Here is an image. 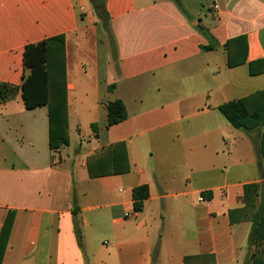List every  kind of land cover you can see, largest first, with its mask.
I'll use <instances>...</instances> for the list:
<instances>
[{
    "label": "crops",
    "instance_id": "obj_1",
    "mask_svg": "<svg viewBox=\"0 0 264 264\" xmlns=\"http://www.w3.org/2000/svg\"><path fill=\"white\" fill-rule=\"evenodd\" d=\"M94 2L0 0V82L21 87L26 47L65 37L70 138L52 151L48 107L27 110L21 90L0 105V231L16 212L2 264H247L264 127L237 130L219 107L264 90L250 74L264 61V0H104L116 55ZM240 37L245 63L230 68ZM116 100L128 118L107 129ZM118 143L130 172L91 178L89 159Z\"/></svg>",
    "mask_w": 264,
    "mask_h": 264
},
{
    "label": "trees",
    "instance_id": "obj_2",
    "mask_svg": "<svg viewBox=\"0 0 264 264\" xmlns=\"http://www.w3.org/2000/svg\"><path fill=\"white\" fill-rule=\"evenodd\" d=\"M97 14L105 30L111 54L117 52L116 39L113 34L111 18L103 7L97 9ZM209 39L211 36L204 33ZM240 37L227 44L228 66L237 67L245 63L242 51L235 53L231 47L234 41H243ZM241 58V59H240ZM65 58V37L58 36L44 40L37 44L28 45L24 54L25 68L31 72L23 77L21 87L0 82V105L16 99L22 91L23 100L27 110L47 106L49 109V146L52 151L70 145L68 93ZM116 61V60H115ZM264 73V61L260 60L250 64L252 76ZM115 88L114 85L110 90ZM108 111V124L106 128L120 124L127 120L128 113L124 103L116 100L106 103ZM221 114L231 126L245 132L254 131L264 127V90L237 101L225 103L219 107ZM98 136V127L93 126ZM261 154L264 163V130L261 136ZM131 170L125 143H118L100 152L88 161V171L91 178L103 176L122 175ZM250 187H246L248 191ZM149 199V186L143 185L133 191L134 210L142 212L145 202ZM76 215V213H75ZM264 203L259 212L252 218L253 231L251 233L250 256L247 264H264ZM16 212L9 211L0 231V264L3 263L8 247L9 238L13 228ZM79 243L81 236L78 233ZM185 264H215L213 256H189Z\"/></svg>",
    "mask_w": 264,
    "mask_h": 264
},
{
    "label": "water",
    "instance_id": "obj_3",
    "mask_svg": "<svg viewBox=\"0 0 264 264\" xmlns=\"http://www.w3.org/2000/svg\"><path fill=\"white\" fill-rule=\"evenodd\" d=\"M95 6L96 7H100L101 5H103V3H104V0H95Z\"/></svg>",
    "mask_w": 264,
    "mask_h": 264
},
{
    "label": "built area",
    "instance_id": "obj_4",
    "mask_svg": "<svg viewBox=\"0 0 264 264\" xmlns=\"http://www.w3.org/2000/svg\"><path fill=\"white\" fill-rule=\"evenodd\" d=\"M205 201H206V199L204 197L200 198V202H205Z\"/></svg>",
    "mask_w": 264,
    "mask_h": 264
}]
</instances>
